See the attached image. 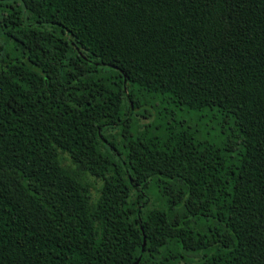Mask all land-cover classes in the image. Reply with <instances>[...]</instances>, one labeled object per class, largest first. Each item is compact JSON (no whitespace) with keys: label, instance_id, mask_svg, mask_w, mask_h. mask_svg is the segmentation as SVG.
Masks as SVG:
<instances>
[{"label":"trees","instance_id":"1","mask_svg":"<svg viewBox=\"0 0 264 264\" xmlns=\"http://www.w3.org/2000/svg\"><path fill=\"white\" fill-rule=\"evenodd\" d=\"M0 264H264V0H0Z\"/></svg>","mask_w":264,"mask_h":264},{"label":"rangeland","instance_id":"2","mask_svg":"<svg viewBox=\"0 0 264 264\" xmlns=\"http://www.w3.org/2000/svg\"><path fill=\"white\" fill-rule=\"evenodd\" d=\"M210 133H212V135H214L216 132H213V130H212V131H210ZM66 162L69 163V160H66ZM88 180L91 181L92 184H93L92 193H93V196L95 197L96 194H97V191L96 190L101 186V181L98 180V179H96L93 176H88Z\"/></svg>","mask_w":264,"mask_h":264},{"label":"water","instance_id":"3","mask_svg":"<svg viewBox=\"0 0 264 264\" xmlns=\"http://www.w3.org/2000/svg\"><path fill=\"white\" fill-rule=\"evenodd\" d=\"M145 242H146V238H145V236H144V239H143V245H145Z\"/></svg>","mask_w":264,"mask_h":264}]
</instances>
